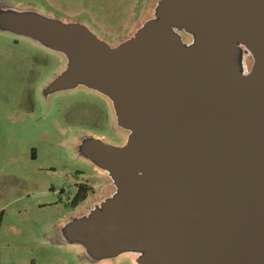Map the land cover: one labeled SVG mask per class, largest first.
Returning <instances> with one entry per match:
<instances>
[{"label":"water","instance_id":"water-1","mask_svg":"<svg viewBox=\"0 0 264 264\" xmlns=\"http://www.w3.org/2000/svg\"><path fill=\"white\" fill-rule=\"evenodd\" d=\"M164 13L245 43L253 70L218 49L187 54L163 24L117 48L35 15L22 24L70 59L65 84L110 97L132 132L101 149L118 194L80 221L83 241L96 257L147 248L142 264H264V0H166Z\"/></svg>","mask_w":264,"mask_h":264},{"label":"rangeland","instance_id":"rangeland-1","mask_svg":"<svg viewBox=\"0 0 264 264\" xmlns=\"http://www.w3.org/2000/svg\"><path fill=\"white\" fill-rule=\"evenodd\" d=\"M30 2L38 7H29ZM165 2L0 0V6L80 27L109 48L133 40L148 25H167L187 54L218 49L229 66L251 73L256 59L245 43L215 35L202 17L192 28L168 24ZM48 49L32 37L0 31V264H105L92 261L74 215L94 214L96 205L115 197L116 186L109 175L82 161L80 138L121 147L132 132L120 124L108 96L79 88L50 92L48 76L67 55ZM42 70L45 74H37ZM83 178L91 180L94 192L74 208L73 186Z\"/></svg>","mask_w":264,"mask_h":264},{"label":"flooded vegetation","instance_id":"flooded-vegetation-1","mask_svg":"<svg viewBox=\"0 0 264 264\" xmlns=\"http://www.w3.org/2000/svg\"><path fill=\"white\" fill-rule=\"evenodd\" d=\"M29 7L37 8L38 6L34 2H30ZM10 8L11 6L7 8L4 7L3 5L0 6V31L8 32V33L20 35V36H27L23 33V28H22L23 22L25 23L27 19V16H26L27 14L24 15L22 13H15V12L13 13L10 10H8ZM55 22H59V21H55ZM45 46L49 48V46L47 45ZM48 50L59 52L52 48H49ZM65 60L66 61H64V64L62 65L60 64L62 66L61 69H60L61 66H59L56 70L51 72L52 73L51 75L48 76V78L50 77L52 78L50 83H47L49 86L48 90H50V92H52L53 94H58V93H63V92H69L71 90H75L76 88H79L80 90H83L84 92H87V91L95 92L99 96L104 97L103 94L96 92L94 90H91L84 82H77V83H73L70 85L65 84L64 78L67 76L68 71L70 69V59L67 57V59ZM59 62L60 60H58L57 63ZM43 68H46V67L43 66ZM38 73L45 74V71L44 70H42V72L37 71V74ZM74 104L75 102H73L69 106H72ZM80 142L81 144L79 146V150L80 148L83 150L82 161L86 165H89L92 168L102 166L103 162L100 160L101 149L103 148L104 145L108 143L99 138L98 139L93 138L92 136H86V137L82 136L80 138ZM31 156H32V159L35 161L38 159V154L37 152H35V150L31 151ZM101 180L102 179H100V181ZM73 187H74V190H73L74 192L72 193V195L75 201L74 208H77L80 204H82L87 199L89 194H92L94 192L93 184L91 180L87 178H83L81 182L75 183ZM62 191L64 192V189ZM117 194H118V188L116 187L115 195ZM102 210H103V205L98 204L95 206L94 212L98 215L102 212Z\"/></svg>","mask_w":264,"mask_h":264},{"label":"crops","instance_id":"crops-1","mask_svg":"<svg viewBox=\"0 0 264 264\" xmlns=\"http://www.w3.org/2000/svg\"><path fill=\"white\" fill-rule=\"evenodd\" d=\"M100 170H102L104 173L110 176L111 179L114 180V174L106 167H97ZM110 199H107L106 202H108ZM105 202V203H106ZM92 213H88L83 217H77L74 215V217L77 218V220L82 221H90L92 219ZM73 217V219H75ZM92 254V253H91ZM93 255V254H92ZM149 255V250L147 248H125L117 251L113 255H104L100 257H96L93 255L92 261L97 263H105V264H121L123 262H128L129 264H142V261Z\"/></svg>","mask_w":264,"mask_h":264}]
</instances>
